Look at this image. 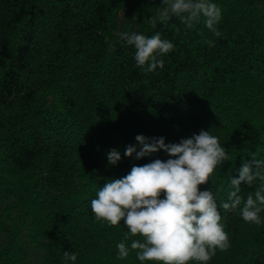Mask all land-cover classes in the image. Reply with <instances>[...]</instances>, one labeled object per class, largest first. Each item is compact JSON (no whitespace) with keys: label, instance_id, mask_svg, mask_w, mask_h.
Instances as JSON below:
<instances>
[{"label":"trees","instance_id":"1","mask_svg":"<svg viewBox=\"0 0 264 264\" xmlns=\"http://www.w3.org/2000/svg\"><path fill=\"white\" fill-rule=\"evenodd\" d=\"M212 2L222 11L219 38L203 21L188 29L172 17L153 28L162 0H0V264H29L28 245L38 264H65V251L78 253L74 264H142L137 250L118 258L124 222L110 226L91 210L106 182L170 158L125 157L130 144L140 150L138 134L165 143L201 129L218 137L232 161L199 186L218 205L251 154L264 159V0ZM125 32H159L176 50L146 73ZM259 184L242 183L239 194ZM219 210L230 247L208 264H264V211L255 224ZM133 239L143 238L130 237L129 249Z\"/></svg>","mask_w":264,"mask_h":264},{"label":"clouds","instance_id":"2","mask_svg":"<svg viewBox=\"0 0 264 264\" xmlns=\"http://www.w3.org/2000/svg\"><path fill=\"white\" fill-rule=\"evenodd\" d=\"M164 5L152 19L167 23L176 17L186 28L193 29L203 21L204 26L217 38L221 32L217 25L222 18L221 8L212 0H162ZM203 35V33H201ZM128 45L135 48V64L146 73L163 69L160 57L175 51V45L161 34L146 36L136 32L122 33ZM204 43L213 46L212 40ZM140 150L128 145L125 157L136 159L164 150L167 160L154 159L144 165H133L131 171L120 179L106 182L91 200V210L97 220L117 226L121 221L129 230L124 241L117 244L118 258L124 259L130 250H137L139 261H157L161 264H189L190 261L208 264L216 250L226 251L230 247L229 234L221 223L220 208L226 212H239L245 222L261 224L260 213L264 211V159L245 161L238 170V177H231L232 190L227 202L217 204L213 190L201 191L199 186L207 184L217 167L232 161L230 153L218 137L209 130L182 138L179 143H165V138L135 137ZM109 164L116 165L121 153L115 148L107 154ZM260 184L254 194L245 199L239 193L241 185ZM163 194V196H162ZM242 205V207H241ZM133 239L130 249L126 241ZM78 253L65 251V264L77 260Z\"/></svg>","mask_w":264,"mask_h":264},{"label":"rangeland","instance_id":"3","mask_svg":"<svg viewBox=\"0 0 264 264\" xmlns=\"http://www.w3.org/2000/svg\"><path fill=\"white\" fill-rule=\"evenodd\" d=\"M5 239V236L0 233V242H2ZM28 254H29V264H38L41 260L40 254L38 251H36L31 245L27 246Z\"/></svg>","mask_w":264,"mask_h":264}]
</instances>
